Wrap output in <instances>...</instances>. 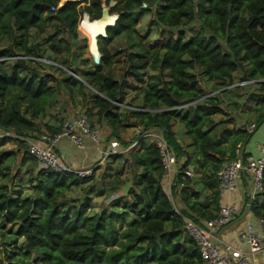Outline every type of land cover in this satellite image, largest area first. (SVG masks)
<instances>
[{"label": "trees", "instance_id": "obj_1", "mask_svg": "<svg viewBox=\"0 0 264 264\" xmlns=\"http://www.w3.org/2000/svg\"><path fill=\"white\" fill-rule=\"evenodd\" d=\"M59 1L0 0V39L9 41L0 48V128L4 131L0 136V229L8 224L16 226L10 236L3 231L0 234L3 239L22 238L27 249L13 252L9 258L35 255L41 264H201L184 219L201 225L217 213L220 194L215 172L225 160L237 156V149L243 148L245 163L249 153L244 147L252 137L247 127L216 121L214 116L224 114L229 93L237 96L243 87L255 85L249 97L254 102L251 115L257 126L264 120V0H117L110 8V13L119 15L117 21L107 27L105 36L96 39L97 62L91 60L86 39L83 45L73 47L68 37L78 40L82 13L90 20L101 16V0ZM150 12L148 24L159 30L154 39H150V30H138L142 17ZM184 26L196 29L191 27L187 36ZM46 27L50 32L45 41L35 44L34 31ZM121 36L126 47L114 52L113 42ZM121 53L126 55L120 58ZM73 60L77 61L74 67ZM120 61L123 72L115 76L113 67ZM152 61L156 62V73L146 78L145 70ZM27 63L58 69L64 75L60 79L50 73L42 76ZM128 79L137 84L145 81L138 87ZM201 80L214 84L211 91H205ZM245 81L251 82L239 84ZM84 85L97 93L81 91ZM132 86L140 97L135 106L139 110L121 106ZM62 91L68 98L61 102L64 109L79 103L88 108L87 103L92 102L82 111L93 124L95 118L108 127L109 139L119 143L120 151L111 153L110 159L127 163L129 157L130 200L120 210L102 205L90 216L86 213L87 196L70 207L64 201L65 192L93 181L97 165L84 177L38 166L31 196H24L20 189L9 190L3 183L6 163L14 152L2 147L13 140L12 136L37 137L34 121L58 103ZM20 102L25 104L23 111ZM232 102L235 109L238 101L235 98ZM177 122L184 126L189 139L186 144L174 130ZM132 127H139L143 137L150 129L162 132L176 158L169 192L163 187L167 176L152 140H139V149L129 151L125 158V148L133 140L124 142L121 132ZM48 130L56 133L59 127L49 126ZM24 148L23 161L31 157L37 164ZM189 169L199 175L195 184L190 176L182 178ZM262 185V191L248 201L257 219H264V172ZM204 191L209 196L202 198ZM175 196L181 200L180 207L175 205ZM129 216L132 219L128 222Z\"/></svg>", "mask_w": 264, "mask_h": 264}, {"label": "rangeland", "instance_id": "obj_2", "mask_svg": "<svg viewBox=\"0 0 264 264\" xmlns=\"http://www.w3.org/2000/svg\"><path fill=\"white\" fill-rule=\"evenodd\" d=\"M59 2L62 3L64 2V0H60ZM101 4H102L101 5L102 8L104 6L109 7L108 3H105V0H101ZM85 15H88V14L86 13L81 14V20L77 26L78 35H79V38L77 41L79 43H77V41H74L69 37H68V41L70 42V45H73L74 47L75 45H83L84 43L83 40L86 39L87 41L86 43L88 45V51L91 53L89 49V42L93 45L94 35L96 33L92 32L89 29L90 21H88ZM151 15H152V12H150L149 14L147 13L142 17L140 24L138 25V29L142 33H144L146 30H150V39H153L155 38V36H157L159 30H157V27H155L154 25L148 24L151 18ZM83 18H84V22H83L84 24L80 27V23L82 22ZM141 24H143V26H141ZM191 27L193 29H196L194 26L182 27L187 32V36L190 34L188 30L191 29ZM49 32H50V28L48 27H46L44 31L43 30L40 32L34 31V35H35L34 41L36 42L35 44H37V42H40V40L45 41ZM8 42L9 41L5 38L0 39V48L6 46ZM125 47H126L125 38L123 36L117 38L113 42V45H112L114 52L119 49H124ZM123 55H126V53L119 54L120 58H122ZM68 57H71V55ZM90 57L92 61L94 62L98 61L97 58L93 57L92 54H90ZM38 61H41V60L38 58ZM73 62L74 64L72 66L74 67L75 65H77V61L73 60ZM27 64L28 66L39 71V73L42 74V76L50 73V74H54L57 79H60L64 75V72L58 69L50 68L48 66L40 65L37 63H27ZM123 65L124 64L120 61L118 64H116L113 67L115 76H119L120 74L118 73H121V71L123 72ZM156 68H157L156 62L152 61L148 69L145 70V77L147 78L148 75H150L152 72H155ZM235 78L237 80V75L235 76ZM128 81L132 85H136V86L138 85V87H142L143 82L145 80H143L142 82H138V84L132 79H128ZM201 83H202L201 85H205V91L207 92L211 91V89L214 87L213 83L206 81V80L205 81L201 80ZM255 88H256L255 85L245 86L239 90L237 96L233 95L232 93H229L225 100L224 114H218L214 116V119L216 121L222 119L224 121L231 122L230 125L232 126H238V127L247 126V129H248L250 126V125L248 126V124L253 123V120H254L253 115H251L252 114L251 109L254 105V102L249 97L251 93H254L253 91H255ZM81 91L97 93V91L93 90L87 85H84ZM137 94H138V91L136 90L134 86L129 88L125 93V96L123 98L124 101L121 106L130 107V105H133L135 107L139 105L140 97H138ZM57 98H58V103L51 105V107L47 110V113L45 116L39 117L34 121V125L37 129L36 132L38 133V135L39 133H42V132L50 133V131L48 130L49 126L53 127L54 129H57L58 127L60 128L62 123L66 119H69L73 112H75L76 110L86 111V109H88L90 105L92 104V102H88L87 103L88 108H85L84 106H81V104L79 103V104H76L74 107H69L68 109L67 108L64 109V104H61V102H63L64 99H68L66 93L64 91L59 92V95L57 96ZM235 98L240 104L237 102L236 104L237 106L234 109L232 101H234ZM79 100L80 99L76 97V101L78 102ZM191 103H194V102H191ZM19 108H20V111H23L25 109V104L20 102ZM95 120L96 119L94 118L93 120L94 125L96 127H101L100 123L96 122ZM102 126L104 127V125ZM175 130H176V134L180 138V142L183 144H186L182 138V135L184 136L183 134L184 126L180 122H177L175 125ZM139 131H140L139 127H135V128L132 127V128H127L126 130L121 132V137L124 140V142H129L133 140V142H131L130 145L127 148H125L124 152L127 153L125 154V158L128 157L129 151H137L139 149V145H138L139 140H142L143 142L151 141V138L147 137L146 133L144 134V136L146 137L140 136ZM3 134H4V131L0 128V136H2ZM12 138L13 140H11L5 146L2 147V150H10L14 152L13 157L10 158L6 163L8 172L6 174L5 179L3 180V183L7 185L9 190L14 191V190L20 189L22 190V194L24 196L25 195L31 196L33 195V192L31 190V186L33 184L32 179L39 165H37L35 161L31 159V157H27L26 160L23 161V157H24L23 155L25 151V148H24L25 143H23L24 140L22 137H18V136H15V137L12 136ZM109 140H110L109 135L106 134V141H109ZM188 151L191 153L190 159L192 160L194 158V152L192 149ZM109 155L110 154L107 152V154L101 157L102 159L100 158L97 162L91 165L90 168L97 165L95 167V169L97 170H96V173L94 172L93 181L90 184L85 185V186H80V187L79 186L74 187L71 191L65 192L63 194V199L67 203V205H69V207L72 206V204L77 203V201L84 200L85 197L87 196L88 198H90V203H89V207L86 210V213L92 216V215H96L98 211L103 208L102 205H105L104 207H106L107 209L120 210L123 203H125V201L130 200L128 189L130 187L129 178L131 176V172L127 168V163H129L130 161L129 157L127 158L128 162L125 163L122 160H115L113 158L110 159ZM181 161H183V159ZM189 170L191 171V169ZM190 177L193 180V183L195 184L197 182V179L199 178V175H195L194 173H192ZM191 185L193 186V184ZM169 188L170 187L168 186L167 188L168 192L170 191ZM88 190H90L89 193L84 194V191H88ZM205 192L206 191L202 192V198L204 197L203 194ZM249 198H251V196L247 195L246 196L247 202H246L245 210L247 209ZM131 219H132V216H129L127 217L126 221L129 222ZM125 224L126 223H123V227H125ZM117 225L119 224L117 223ZM15 228L16 226L8 224V225H5L4 228L2 227L0 231H3L5 236H10L11 233L9 232L11 230L12 231L15 230ZM18 251H27L25 241L22 238H18L17 240H11L10 238L3 239L0 234V264H41L40 262L35 261V255H30L27 258L23 257L22 255H16L15 258H12V259L9 258V256L13 252L16 253Z\"/></svg>", "mask_w": 264, "mask_h": 264}, {"label": "built area", "instance_id": "obj_3", "mask_svg": "<svg viewBox=\"0 0 264 264\" xmlns=\"http://www.w3.org/2000/svg\"><path fill=\"white\" fill-rule=\"evenodd\" d=\"M107 0H105L106 2ZM117 0H108V6L115 5ZM54 9L53 7L51 8ZM93 57L97 58V54L92 52ZM18 58L32 59L26 56H16ZM38 60V58H35ZM42 62H53L41 59ZM76 76V74L71 73ZM77 77V76H76ZM251 81L241 82L245 84ZM253 82V81H252ZM121 105L120 103H118ZM187 103L177 108L191 105ZM129 108L139 110V108L130 106ZM264 123V120H263ZM255 124L249 126L251 131ZM151 137H150V136ZM146 136L151 138L159 150L161 163L163 165L165 175L169 176L176 169V158L172 150L169 148L162 132L156 129H150L146 132ZM84 137H90L95 143L100 141V130L92 125L91 119L82 110H76L72 118L66 119L56 133L42 132L35 138H23L27 153L32 156L40 167L47 168L53 172H70L79 177L91 174V169H76L68 165L64 158L56 151L57 144L62 139H69L77 149L84 147ZM119 152L118 142L111 141L108 153ZM242 149L236 150V157L225 160L219 169L215 172V179L218 182L220 197L231 193L235 189L236 181L245 171L251 175V198L263 189L262 179L264 172V139L257 148V154L249 153L243 163L241 157ZM191 171H185L182 178L191 176ZM241 214L235 203H228L220 207L218 212L209 220H205L201 225L195 223L192 219H184L185 231L189 235L201 257V264H253L247 254H256L264 249L263 238L264 219L258 218L257 222L260 227L256 231L251 223H247L246 227L240 231L241 239L246 243L248 252L233 248L231 245L224 243L219 239L218 233L220 229L228 224L235 217Z\"/></svg>", "mask_w": 264, "mask_h": 264}, {"label": "crops", "instance_id": "obj_4", "mask_svg": "<svg viewBox=\"0 0 264 264\" xmlns=\"http://www.w3.org/2000/svg\"><path fill=\"white\" fill-rule=\"evenodd\" d=\"M141 26H143V24H141ZM153 73L155 72H152L151 74ZM202 87L205 89V85H202ZM69 107L70 106H68L67 109ZM74 113L75 112L71 114L70 118L74 116L73 115ZM252 124L256 125L255 119L253 120V123L248 124V126ZM92 125L98 130H100V141L98 143H95L90 137H84V147L82 149H77L69 139H65V138L60 140L59 143L57 144L56 151L64 158V160L68 163V165H70L73 168L76 169L90 168L93 163L97 162L101 157L107 154L109 150V143L111 141H114L111 139L109 141H106V134L109 135L108 127L106 126L103 127L102 125L101 127H96L93 124V122ZM175 125H174V130H175ZM250 132H252V137L248 142V144L246 145V147H244V149L245 152L256 155L257 148L260 142H262L264 139V123H262L259 126L256 125V127H254ZM183 134H184V130H183ZM182 138L185 143L189 142L185 134L184 136L182 135ZM174 172H172L162 181L163 187L166 190L168 186L171 188L172 184L170 182L173 181L174 179L175 176ZM251 188H252L251 175L245 171L244 173H242L241 177L236 181L235 189L231 193L221 196L219 200L220 207L228 203H235L239 211L240 212L242 211V213L238 217H235L233 220H231L228 224H226L220 229L218 233L219 239L224 243L231 245L233 248H238L244 252H248V248L246 243L240 237V231L246 227L247 223H251L256 231L258 230L257 228H259L260 230V227L257 222V218H255L250 212L249 204L247 205L248 211L247 209L245 210V206L247 202L246 196L250 195ZM203 196H209V193L205 192ZM174 202L176 206L178 207L181 206V200L179 199V197L175 196ZM262 231L264 232V228H262ZM263 250L254 255L247 254L248 258L253 264H264Z\"/></svg>", "mask_w": 264, "mask_h": 264}, {"label": "water", "instance_id": "obj_5", "mask_svg": "<svg viewBox=\"0 0 264 264\" xmlns=\"http://www.w3.org/2000/svg\"><path fill=\"white\" fill-rule=\"evenodd\" d=\"M109 7L104 6L102 8V11H101V16L97 19L90 20L88 15H85L86 18L88 19V21L94 22L99 26V31L94 35L93 45L89 42V49H90V51L97 54V59L99 57V54L97 53V50H96V39L100 36H105L107 27L114 25L115 22L117 21L118 17H119V15L117 13H115V14L111 13L110 14V8ZM242 151H243V148H242ZM247 211H248V209H247Z\"/></svg>", "mask_w": 264, "mask_h": 264}, {"label": "bare ground", "instance_id": "obj_6", "mask_svg": "<svg viewBox=\"0 0 264 264\" xmlns=\"http://www.w3.org/2000/svg\"><path fill=\"white\" fill-rule=\"evenodd\" d=\"M89 29H90L92 32L97 33V32L99 31V26H98L96 23H94V22H90Z\"/></svg>", "mask_w": 264, "mask_h": 264}, {"label": "clouds", "instance_id": "obj_7", "mask_svg": "<svg viewBox=\"0 0 264 264\" xmlns=\"http://www.w3.org/2000/svg\"><path fill=\"white\" fill-rule=\"evenodd\" d=\"M104 5H105V4H104ZM106 6H107V5H106ZM110 8H111V7H110ZM114 141H116V140H114ZM117 142H118V141H117ZM109 144H110V143H109ZM118 147H119V143H118ZM118 150H119V148H118ZM86 169H91V168H86ZM174 171L176 172V169H175ZM174 171H173V172H174ZM187 171H190V170H187ZM175 172H174V173H175Z\"/></svg>", "mask_w": 264, "mask_h": 264}]
</instances>
